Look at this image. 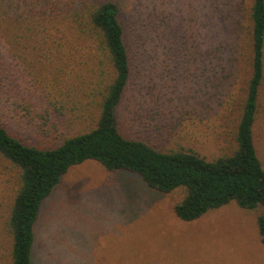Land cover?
Returning <instances> with one entry per match:
<instances>
[{
	"label": "rangeland",
	"instance_id": "1",
	"mask_svg": "<svg viewBox=\"0 0 264 264\" xmlns=\"http://www.w3.org/2000/svg\"><path fill=\"white\" fill-rule=\"evenodd\" d=\"M116 1L143 53L113 109L119 133L162 153L229 154L251 75L252 0ZM84 2L61 6L76 13ZM47 25L0 40V121L41 148L93 127L112 78L95 37L64 20ZM252 132L264 170V81ZM17 188L0 156V264H11L6 225ZM183 197L94 160L72 166L41 203L31 264H264L255 214L231 202L184 222L174 213Z\"/></svg>",
	"mask_w": 264,
	"mask_h": 264
},
{
	"label": "trees",
	"instance_id": "2",
	"mask_svg": "<svg viewBox=\"0 0 264 264\" xmlns=\"http://www.w3.org/2000/svg\"><path fill=\"white\" fill-rule=\"evenodd\" d=\"M122 16V6L116 0H87L76 13L63 10L61 0H0V40L11 44L29 34L21 31L30 30V26H58L64 20L76 33L87 32L95 37L112 75L94 126L64 138L55 147L25 144L0 121V156L16 171L18 179L6 225L12 238L11 264H31L33 227L42 201L70 167L87 160L97 161L108 172L135 173L148 187L163 194L182 189L184 197L174 206V213L184 222L233 202L255 214L264 245V170L252 132L264 81V0H252L249 8L251 75L234 135L235 145L229 154L213 160L190 149L162 153L119 133L113 109L122 100L132 76L133 60L143 55L142 50L135 51L140 45L133 43L132 28L125 27Z\"/></svg>",
	"mask_w": 264,
	"mask_h": 264
}]
</instances>
